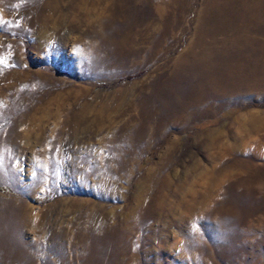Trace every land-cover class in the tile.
Listing matches in <instances>:
<instances>
[{
  "label": "rangeland",
  "instance_id": "374dc122",
  "mask_svg": "<svg viewBox=\"0 0 264 264\" xmlns=\"http://www.w3.org/2000/svg\"><path fill=\"white\" fill-rule=\"evenodd\" d=\"M0 21V264H264V0Z\"/></svg>",
  "mask_w": 264,
  "mask_h": 264
},
{
  "label": "trees",
  "instance_id": "16d2710c",
  "mask_svg": "<svg viewBox=\"0 0 264 264\" xmlns=\"http://www.w3.org/2000/svg\"><path fill=\"white\" fill-rule=\"evenodd\" d=\"M0 191H8V189L0 187Z\"/></svg>",
  "mask_w": 264,
  "mask_h": 264
},
{
  "label": "bare ground",
  "instance_id": "6f19581e",
  "mask_svg": "<svg viewBox=\"0 0 264 264\" xmlns=\"http://www.w3.org/2000/svg\"><path fill=\"white\" fill-rule=\"evenodd\" d=\"M173 144H174V142H173Z\"/></svg>",
  "mask_w": 264,
  "mask_h": 264
},
{
  "label": "snow or ice",
  "instance_id": "6c2138e0",
  "mask_svg": "<svg viewBox=\"0 0 264 264\" xmlns=\"http://www.w3.org/2000/svg\"><path fill=\"white\" fill-rule=\"evenodd\" d=\"M0 22H2V21H0Z\"/></svg>",
  "mask_w": 264,
  "mask_h": 264
}]
</instances>
